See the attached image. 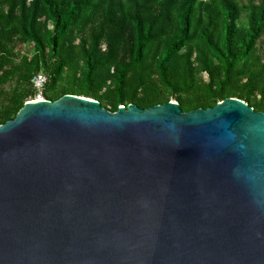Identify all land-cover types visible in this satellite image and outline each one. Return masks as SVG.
I'll return each instance as SVG.
<instances>
[{"label":"water","instance_id":"1","mask_svg":"<svg viewBox=\"0 0 264 264\" xmlns=\"http://www.w3.org/2000/svg\"><path fill=\"white\" fill-rule=\"evenodd\" d=\"M0 264H264V112L27 101L0 124Z\"/></svg>","mask_w":264,"mask_h":264},{"label":"trees","instance_id":"2","mask_svg":"<svg viewBox=\"0 0 264 264\" xmlns=\"http://www.w3.org/2000/svg\"><path fill=\"white\" fill-rule=\"evenodd\" d=\"M39 72L44 99L111 112L229 97L264 112V0H0V124L36 97Z\"/></svg>","mask_w":264,"mask_h":264},{"label":"built area","instance_id":"3","mask_svg":"<svg viewBox=\"0 0 264 264\" xmlns=\"http://www.w3.org/2000/svg\"><path fill=\"white\" fill-rule=\"evenodd\" d=\"M31 82H32L33 88L36 90L35 99H43L42 93L47 83V76L44 73L39 72L32 78Z\"/></svg>","mask_w":264,"mask_h":264},{"label":"rangeland","instance_id":"4","mask_svg":"<svg viewBox=\"0 0 264 264\" xmlns=\"http://www.w3.org/2000/svg\"><path fill=\"white\" fill-rule=\"evenodd\" d=\"M16 50L19 51L20 53H26L28 55H31L33 53V45L32 44H22L19 43L16 46ZM204 78H206V75L203 74ZM44 99V98H43ZM29 101H36V99L34 98L33 100H29ZM1 106V104H0Z\"/></svg>","mask_w":264,"mask_h":264},{"label":"bare ground","instance_id":"5","mask_svg":"<svg viewBox=\"0 0 264 264\" xmlns=\"http://www.w3.org/2000/svg\"><path fill=\"white\" fill-rule=\"evenodd\" d=\"M39 100H41V99H36V101H39ZM35 102V101H34Z\"/></svg>","mask_w":264,"mask_h":264}]
</instances>
